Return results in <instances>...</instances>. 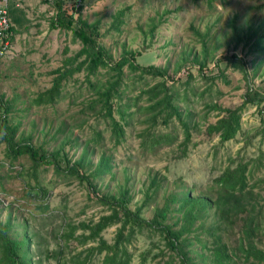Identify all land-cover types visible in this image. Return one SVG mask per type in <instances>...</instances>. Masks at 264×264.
<instances>
[{"label": "rangeland", "instance_id": "1", "mask_svg": "<svg viewBox=\"0 0 264 264\" xmlns=\"http://www.w3.org/2000/svg\"><path fill=\"white\" fill-rule=\"evenodd\" d=\"M65 1L71 12L84 5L86 20L100 23L97 40L115 62L125 53H134L144 67L166 69L167 77L125 68L120 96L113 101V116L125 129L120 143L113 140L110 121L104 117L101 105L96 104L98 92L112 75L108 69H100L91 77L86 68L70 75L55 104L38 105L37 96L54 85V71L65 69L66 61L83 49L72 32L52 30L51 13L57 15L55 0H41L39 4L47 5L48 11L43 14L47 19L45 29L53 33L36 39L40 41L36 53L18 54L0 65V97L6 104L8 128L17 129L14 141L30 143L49 156L58 150L62 164L65 154L77 161L89 147L85 167L89 173L106 156L111 159L114 176L107 172L94 176L98 192L105 196L117 194L121 187L128 189L130 209L143 208L148 219H153L157 207L164 206L172 195L191 191L194 197H216V179L226 168L236 169L238 165L248 167L249 185L264 204V104L245 106L242 130L235 140L222 144L218 136L207 134L208 127L222 116L214 108L242 107L249 82L251 88L264 95V53L252 46L257 39L247 44L236 41L237 32L241 34L248 22L259 29L258 21L264 20V0H216L213 9L207 0ZM119 13H123L121 24L116 23ZM205 47L210 56L204 70H200L195 59H202ZM233 54L246 62L247 75L225 60ZM222 72L224 78L220 76ZM163 82L182 121L189 125L191 140L186 142L179 120L175 118L163 125L160 118L152 132L170 137L174 146L147 149L143 133L153 124L152 112L147 111L151 99L147 92ZM5 132L0 131V225L10 226L8 233L12 238H22L28 232L31 264H104V251H90L100 242L82 243L84 229H78L71 240L62 234L68 231L69 224L100 221L109 214L108 209L101 205L87 181L82 182L68 171L58 174L52 158L49 157L51 162L37 164L28 154L10 155ZM148 142L152 144L153 139ZM154 179L160 182L159 191L148 200ZM171 205L177 207L178 203ZM181 216L170 213L166 223L174 224ZM215 219V210L211 209L205 215V226L212 225ZM120 227L106 229L102 238L114 244ZM198 235L208 244L212 240L201 230L187 236L193 242L192 249L200 251L190 254L194 263L213 264L206 259L208 250L201 251ZM225 236L236 249L241 237L238 223ZM124 245L132 264H181L179 258L171 259L173 253L162 234L151 228L135 232L131 242ZM254 245L264 250V229L254 237ZM235 259L236 264H251L244 258ZM251 261L255 262L253 258Z\"/></svg>", "mask_w": 264, "mask_h": 264}, {"label": "trees", "instance_id": "2", "mask_svg": "<svg viewBox=\"0 0 264 264\" xmlns=\"http://www.w3.org/2000/svg\"><path fill=\"white\" fill-rule=\"evenodd\" d=\"M215 1L207 0L211 9H213ZM221 1L222 3L225 2V0ZM55 5L57 15L53 22L54 30L72 32L76 42H80L83 49L75 57L66 61L65 69L58 68L54 71L56 77L53 87L40 93L35 103L38 105L42 103L45 105L55 104L69 76L82 71L84 68H86L89 77L97 75L100 69H108L112 72V75L104 88L98 92L99 99L96 104L99 103L101 105L104 117L110 121L113 140L116 143H120L121 139L124 138L125 129L113 116V101L116 96H120L119 90L125 76V68L129 67L132 72L140 71L145 75H153L160 78H166L168 72L166 69L153 65L144 67L138 62V55L134 53H125L115 62L110 52L97 40L100 23L90 24L86 20L84 5L77 6V9L75 7L74 12L68 9L65 0H55ZM122 18L123 13H119L116 17V23L121 24ZM259 22H261V25L257 30L254 29L251 22H248L241 34L237 32L236 41L237 43L244 42L247 44L257 39L256 44H252V46L257 49L258 53H264V20L261 19ZM235 26L236 19L231 21V27L234 29ZM208 56H210V52L208 47H205L202 59L196 57L195 61L200 66V70H204ZM225 60H228L231 67L247 75L246 62L243 59L233 54L232 57ZM220 76L224 78L223 72ZM248 85V91L245 95L246 101L242 107L238 109L214 108L222 116H220V119L215 124L208 127L207 134L213 137L218 136L222 144L235 140L241 133L242 114L245 106L251 104L260 107L264 104V95L261 96L254 88H251L250 82ZM147 93L151 96L150 106L147 108V111L152 112L153 116L151 120L153 124L149 131L143 133V137L147 140L145 142L146 148L156 149L164 146H174L173 139L170 137H159L152 132L156 130L158 119L160 118L163 119L161 121L163 125H168L175 118L179 120L184 129L186 142H189L191 140L189 125L182 121V114L174 104L173 96L169 93L166 83L163 82L155 86ZM0 107L8 114L6 104L1 97ZM119 113L121 117L125 115L123 109H120ZM261 113L262 111H260ZM8 125L7 115L0 122V131H6L4 136L9 143L8 151L10 155L17 157L18 155L28 154L37 164L51 162L50 158H52L58 174L68 171L77 176L82 182L87 181L89 189L98 196L101 205L108 209L109 214L102 216L100 221L96 223H93V220L81 222L76 226L69 224L68 231L62 234L63 238L71 240L75 237V232L78 229H84L85 232L81 236L82 243H87L88 241L100 242L99 246L91 248L90 251H100V253L104 251L106 253L104 264H132L131 255L124 243L131 242L135 232L143 231L147 228H151L162 234L168 248L173 253L171 259L174 260L177 257L180 259L181 264H195L190 254L199 253L200 251L192 249L193 242L187 236L199 230L205 232L212 239V243L208 244L199 235L196 236V239L202 245L203 249L201 251L208 250V252H211H206V259L210 260L213 264H236L235 257L244 258L251 264H264V250L254 245V237L264 229V204H261L260 196L254 191V187L249 185L248 167L246 165H238L236 169L231 167L226 168L225 172L216 179L217 186L219 187L216 197L207 195L194 197V195H191V191L172 195L170 201L164 203V206L157 207L154 218L148 219L144 217L143 208H137V210L130 209L132 198L128 189L121 187L117 194L105 196L100 195L98 192V186L94 182L93 177L98 178L99 175L106 172L114 176L111 159L102 156L96 170L89 173L85 170L90 154L89 147L85 151L84 156L77 161H72L65 154V162L62 164L59 161L60 152L58 150L49 156L47 152L42 151L43 149L35 148L30 143L15 142L14 137L17 134V129H10ZM149 139H153L152 144H149ZM159 184L158 179L153 180L150 189H148V200L153 199L154 195L157 196ZM171 203H178V206L173 207ZM211 209L215 210L216 219L212 225L206 227L204 218ZM170 213H181L182 216L178 217L174 224H169L166 221ZM235 223H238L241 233L236 249L231 247L229 239L225 236V233L230 228H234ZM113 225H121V227L118 229L115 243L110 244L102 238V232ZM9 229V225L7 227L0 225V264H31L30 237L28 232L22 238H12L8 233ZM126 230H129V232H126ZM252 258L255 262L251 261ZM82 264L85 263L83 262Z\"/></svg>", "mask_w": 264, "mask_h": 264}, {"label": "crops", "instance_id": "3", "mask_svg": "<svg viewBox=\"0 0 264 264\" xmlns=\"http://www.w3.org/2000/svg\"><path fill=\"white\" fill-rule=\"evenodd\" d=\"M12 1L10 18L14 33V56L9 59L10 61L14 60L18 54L36 53L37 48L40 46V41L36 39L41 40L53 33L51 29H45L44 21L47 19H44L43 14H47L48 11L45 7L47 5L39 4L41 0ZM55 14L51 13L54 17L50 25L53 31L59 32V30L53 28Z\"/></svg>", "mask_w": 264, "mask_h": 264}, {"label": "built area", "instance_id": "4", "mask_svg": "<svg viewBox=\"0 0 264 264\" xmlns=\"http://www.w3.org/2000/svg\"><path fill=\"white\" fill-rule=\"evenodd\" d=\"M10 1L0 0V65L14 56V33L10 18ZM6 116L4 109L0 107V122Z\"/></svg>", "mask_w": 264, "mask_h": 264}]
</instances>
